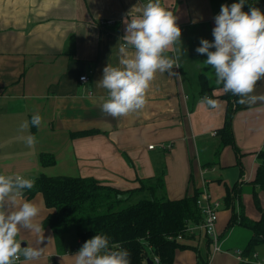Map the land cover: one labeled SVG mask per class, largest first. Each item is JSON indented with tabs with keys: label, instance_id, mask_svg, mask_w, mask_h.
<instances>
[{
	"label": "crops",
	"instance_id": "obj_1",
	"mask_svg": "<svg viewBox=\"0 0 264 264\" xmlns=\"http://www.w3.org/2000/svg\"><path fill=\"white\" fill-rule=\"evenodd\" d=\"M147 3L0 0V174H20L28 179L42 173L92 176L124 190L140 187V179L163 176L170 199L207 190L222 202L218 231L224 251L213 252L206 234L196 232L182 240L189 247L176 251L175 264H200V253L204 256L207 248V264H242L235 250L245 249L252 231L239 224L227 230L233 211L225 197L237 185L240 192L232 207L239 212L241 201L249 218L260 219L252 188L260 165L258 152L264 148V102L240 104L232 131L241 154L227 145L219 161L212 164L219 144L214 131L224 125L227 101L222 97V84L215 82L214 70L203 64L207 57L196 52L201 38L214 39V18L221 6L236 2L160 0L181 28L180 42L174 46L179 52L170 49L165 53L170 58L178 55L179 67L171 74L156 73L142 110L113 118L100 109V97H106L107 91L96 82L105 66L119 63L124 20L138 15ZM85 74L88 80L81 81ZM201 74H207L210 81L218 105L215 108L201 102L205 97L200 93ZM262 93L264 80L257 82L253 94ZM34 113L41 115L42 125L20 132L19 125L24 120L30 122ZM29 134L36 138L31 147L22 138ZM44 154L54 156L55 163L43 165ZM207 162L212 163L205 165ZM22 199L40 208L38 220L45 241L39 243L33 233L21 230L17 239L22 246L43 251L34 261L21 256L20 264H74L82 239L78 236L73 244L65 233L67 252L60 253L52 228L43 225L50 212L43 194L29 196L24 191ZM259 199L264 207L263 190ZM255 252L260 259L259 251Z\"/></svg>",
	"mask_w": 264,
	"mask_h": 264
},
{
	"label": "clouds",
	"instance_id": "obj_2",
	"mask_svg": "<svg viewBox=\"0 0 264 264\" xmlns=\"http://www.w3.org/2000/svg\"><path fill=\"white\" fill-rule=\"evenodd\" d=\"M244 4V0H238L230 6L222 5L214 18V39L201 38L196 52L206 54L203 64L214 70L215 82L222 84L224 93L239 97L237 104L252 105L264 102V93L253 94L257 82L264 80V12L257 7L244 11ZM176 20L160 0H148L138 15L124 20L119 63L105 66L102 78L96 82L107 91L106 97H100L103 113L118 118L139 112L147 104V91L156 73L171 74L174 67H179L178 55H165L180 42L181 28ZM201 102L218 106L208 96ZM42 123L41 115L34 113L30 122L24 120L19 125V131L27 132L30 126L39 128ZM22 138L28 147L36 142L31 134ZM34 185V179L20 174H0V264H16L21 256L25 261H34L42 255L41 248L22 246L17 239L21 230H27L39 243L45 241L44 228L38 220L40 208L22 199L24 190ZM129 257L126 248L118 243L110 245L106 235L96 234L74 254V264H130Z\"/></svg>",
	"mask_w": 264,
	"mask_h": 264
},
{
	"label": "trees",
	"instance_id": "obj_3",
	"mask_svg": "<svg viewBox=\"0 0 264 264\" xmlns=\"http://www.w3.org/2000/svg\"><path fill=\"white\" fill-rule=\"evenodd\" d=\"M244 3V11L257 7L264 12V0H244ZM201 79V95L213 99L207 75L201 74ZM222 97L227 101V108L224 125L217 131L219 144L215 151L216 161L205 165L216 164L227 145L233 146L236 153L241 154L232 131V119L240 108V104L236 103L239 97L231 93H224ZM258 157L261 162L253 181L252 193L261 212L260 219L249 218L241 201L239 212L232 207L240 192L237 185L228 190L225 197L233 211L227 230L239 224L252 231L244 249L248 255L255 252L256 245L264 243V207L259 199V191H264V148L258 152ZM41 161L43 165L52 164L55 157L44 154ZM157 177L140 179V187L124 190L101 183L92 176H51L42 173L34 179V187L24 191L29 196L43 194L50 209L43 225L52 228L60 253L67 252L64 235L71 225H75L83 242L101 234L109 238L110 245L118 243L126 248L130 253V264H175L176 251L189 245L178 239H170V236L176 237L182 233L184 238L192 237L193 234L186 231L188 224H198L204 220L197 204L200 191L196 190L194 194L180 199H170L164 189L163 176ZM207 243L210 246L211 240L208 239ZM209 254L208 248L204 256L200 253V264L208 263Z\"/></svg>",
	"mask_w": 264,
	"mask_h": 264
},
{
	"label": "built area",
	"instance_id": "obj_4",
	"mask_svg": "<svg viewBox=\"0 0 264 264\" xmlns=\"http://www.w3.org/2000/svg\"><path fill=\"white\" fill-rule=\"evenodd\" d=\"M80 80L87 81L88 75L85 74L80 76ZM216 133L217 132L214 131V134ZM149 147L153 149L155 148V145H151ZM197 204L204 215V220L198 224L189 223L186 231L190 234H194L196 232H202L206 234L211 240L213 252L224 251L222 248V238L218 231L219 212L222 202L218 198L213 197L212 194L207 190H203L200 192V195L197 199ZM170 239H178L182 241L184 239V235L180 233L176 237L170 236ZM235 255L241 263L264 264V260L258 258L257 252H253L252 254L248 255L245 254L244 250L238 249L235 250ZM155 260L158 261V258L155 257ZM20 262L21 257L18 261H16V263L20 264Z\"/></svg>",
	"mask_w": 264,
	"mask_h": 264
},
{
	"label": "rangeland",
	"instance_id": "obj_5",
	"mask_svg": "<svg viewBox=\"0 0 264 264\" xmlns=\"http://www.w3.org/2000/svg\"><path fill=\"white\" fill-rule=\"evenodd\" d=\"M205 57L206 54H205ZM206 73H208L207 71H205ZM209 74V73H208ZM207 75V74H206ZM216 157V156H215ZM207 158V156H206ZM216 159V158H215ZM261 162V161H260ZM254 203L256 205L255 199H254ZM257 207V205H256ZM258 208V207H257ZM66 236L70 239V241L73 244H76V241L78 239V234H77V227L75 225H71L68 230L66 231ZM255 249H257L260 253V259L264 260V243L258 244L255 246Z\"/></svg>",
	"mask_w": 264,
	"mask_h": 264
}]
</instances>
